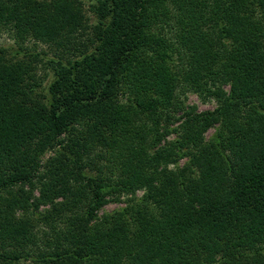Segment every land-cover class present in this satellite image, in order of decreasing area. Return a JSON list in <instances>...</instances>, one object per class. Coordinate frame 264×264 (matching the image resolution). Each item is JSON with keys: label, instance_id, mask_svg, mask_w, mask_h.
I'll return each mask as SVG.
<instances>
[{"label": "trees", "instance_id": "obj_1", "mask_svg": "<svg viewBox=\"0 0 264 264\" xmlns=\"http://www.w3.org/2000/svg\"><path fill=\"white\" fill-rule=\"evenodd\" d=\"M91 3L88 32L83 0H0V32L63 46L41 98L33 67L0 48V264H264V0ZM180 82L217 106L184 108ZM107 132L121 157L110 174L84 170L86 152L116 144ZM176 155L188 169L167 168ZM139 189L121 219L89 229L111 193ZM69 195L68 226L54 228L55 205L39 246L29 206Z\"/></svg>", "mask_w": 264, "mask_h": 264}, {"label": "rangeland", "instance_id": "obj_2", "mask_svg": "<svg viewBox=\"0 0 264 264\" xmlns=\"http://www.w3.org/2000/svg\"><path fill=\"white\" fill-rule=\"evenodd\" d=\"M92 0H83V13L85 16V21L87 23V26L90 27L88 32L91 30V26L95 21V15L93 11L91 10V3ZM173 31L172 33H167V38L169 40H175L177 35V29L174 28L171 29ZM175 32V36H174ZM169 34V35H168ZM87 35V33H86ZM85 35V36H86ZM84 36V37H85ZM83 37V40H85ZM21 47L23 50L18 49V47ZM0 48L3 49L5 56L11 60H23L26 61L33 67V75L34 78H31L29 80V87L30 84L33 86V84H36L35 88L37 90V93L39 95V98L43 97L46 94L47 86L52 79L53 71L50 68V65L47 64V59L50 57H53L54 55L62 54L63 52V46L56 44H49V43H43L36 41L34 39L26 38V39H19L15 32L12 30H4L0 32ZM28 52L30 53L29 56H24V53ZM32 75V77H33ZM223 89L225 91L229 90V85L225 84L223 85ZM176 95L179 100H181L182 105L184 108H194V112H202L205 110H212L217 106V101L212 96H206L204 92L200 93L195 90L187 88V86L184 85V83H179L178 88L176 90ZM135 95L128 93L125 91L123 94H121V98L124 102L127 104L131 103V99ZM176 116H179V113H176ZM139 122L141 123L144 120V116L140 115L138 117ZM178 123H173L171 127H176ZM217 127L221 128L219 124H216L212 127H209L205 133L203 134V141L208 144V141H210L211 137L215 133V130ZM76 133L80 134L81 132H86V134H90L91 131L86 128L85 125H79L77 127V130H73ZM93 133V132H92ZM109 134V135H108ZM105 137H110V141L108 144H111V140L113 137H116V144L110 147L109 145H103V146H97L94 147V149L90 150L89 152H86L83 157V165L84 170H88L89 172H96L98 166L102 168V173L110 174V171L106 168V163L111 162L112 164L116 163L118 158L121 157V149L119 148L120 143L117 142L118 137L117 133H111L107 132L105 134ZM176 138L175 133H170L165 135L161 138V140L158 142V146H165L172 140ZM154 150V149H151ZM54 155V151H47L44 155L42 160H46L48 157ZM167 168L170 170L175 169H188L189 167V157L183 156L179 157L172 156L170 160H167L166 163ZM116 172L118 173V170L116 169ZM72 185H78V181L75 182L72 180ZM32 191V197L31 200L36 198L39 195V188L40 185H36L33 187ZM143 189L135 190L134 192H122V191H114L109 195L108 202L103 205L99 210L96 211V216L94 219L91 220L89 223V229L92 231L94 228H102L103 226L114 221L119 220L123 217V213L131 206L135 207L134 205L137 203H140L143 201ZM76 197L74 195H69L67 197H58L54 199V202L56 204L51 203H44L40 204L38 208H35L33 205L29 206L27 215H29L30 218H34L35 225L33 228V233H35V237L37 240V244L41 247L44 246V241L49 239L48 234L51 232L49 229V220L45 221L42 219V216L45 214L52 213L54 211V206L57 205L58 207H63V221H55L54 228L56 230H62L65 229L67 225V221L64 218H68L69 216L73 215V210L69 211L67 210V207H71L74 204V201ZM20 214L21 212H16ZM30 258V257H28ZM25 264L31 263L29 260L23 261Z\"/></svg>", "mask_w": 264, "mask_h": 264}]
</instances>
